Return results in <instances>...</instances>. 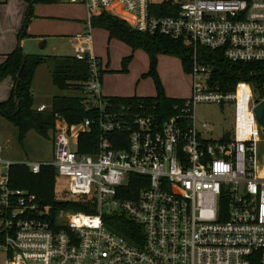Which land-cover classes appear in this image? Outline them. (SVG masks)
Instances as JSON below:
<instances>
[{"label": "built area", "instance_id": "obj_1", "mask_svg": "<svg viewBox=\"0 0 264 264\" xmlns=\"http://www.w3.org/2000/svg\"><path fill=\"white\" fill-rule=\"evenodd\" d=\"M64 1L87 14L86 31L69 42L73 57L87 61L81 96L86 109L99 113L100 136L93 153H80L78 136L95 122L69 126L56 119L52 161L21 164L33 174L53 167L55 177L66 180L56 200L81 196L94 213L41 206L34 195L13 188L8 168L14 162L1 156L0 144L4 264H264V160L256 150L264 136L253 115L264 88L262 96L247 82L220 91L212 67L198 58V49L205 48L220 51L230 63H264V0ZM101 15L189 49L191 93L176 114L160 119L143 105L112 109L107 103L104 71L90 48V20ZM199 103H234L232 138H202L199 129L209 128L196 121ZM242 103L246 125L239 129ZM104 216L126 217L130 223L123 231L130 238Z\"/></svg>", "mask_w": 264, "mask_h": 264}, {"label": "trees", "instance_id": "obj_2", "mask_svg": "<svg viewBox=\"0 0 264 264\" xmlns=\"http://www.w3.org/2000/svg\"><path fill=\"white\" fill-rule=\"evenodd\" d=\"M27 5V19L23 29L18 33L20 41L25 36V30L30 19L33 5L58 4L61 0H23ZM92 29H102L107 32L108 42L118 40L130 48L131 55L122 60L121 72L127 71V64L132 54L143 51L148 57V70L143 77L153 80L155 96L140 97H105L108 104L116 109L132 105H143L157 114L160 119H166L176 114L175 107H180L183 99L169 98L164 94L159 81L156 64L158 55H169L180 60L183 72L188 74L191 68L189 49L179 41L162 37L140 34L131 30L123 22L101 15L90 20ZM199 62L210 65L213 69L212 81L223 92L234 89L238 82H247L253 86L254 91L262 96L264 88V63H230L222 56L220 51H211L205 48L198 49ZM52 63L51 80L53 86L59 91H73L76 96H56L52 99L47 110L38 112L34 108L31 83L35 69L47 60ZM21 69V70H20ZM20 71V72H19ZM19 73V76L17 77ZM89 70L86 60H77L73 56H46L40 54H24L20 45L5 56L0 64V81L10 77L13 86L7 100L0 102V117L9 122L16 130L18 142L21 143L25 135L34 131L40 137L46 138L48 132L59 119L67 125L81 123L84 119L93 120L89 132H82L78 136L77 149L80 153L91 154L96 149L100 136L97 128L98 111L96 108L86 109L83 105L81 88L88 80ZM115 149L119 146L113 144ZM10 185L34 195L41 206H50L54 209H64L73 212L93 214L94 210L87 207L83 197H69L68 200L58 201L54 193L55 170L50 166H42L37 174L21 163H13L8 168ZM133 187V186H132ZM106 223H117L113 228L125 238L130 235L123 231L130 223L126 217L104 216ZM112 221V222H111ZM122 229H119V227Z\"/></svg>", "mask_w": 264, "mask_h": 264}, {"label": "rangeland", "instance_id": "obj_3", "mask_svg": "<svg viewBox=\"0 0 264 264\" xmlns=\"http://www.w3.org/2000/svg\"><path fill=\"white\" fill-rule=\"evenodd\" d=\"M26 19L27 5L23 0H0V54L9 50L12 52L18 44L24 54H34L41 43L35 42V38L42 36L45 43L39 51L40 55L72 56L73 50L67 37L87 28L85 9L79 5L66 3L64 0L52 5H33L25 36L19 41L18 33L23 29ZM92 40L93 54L100 61L104 71L102 76L104 96L122 98L155 96L153 80L143 77L148 70V57L143 51H135L127 64V71L121 72L122 60L131 55L130 48L118 40L113 39L108 42L107 32L102 29H92ZM51 70L52 63L49 59L35 69L31 83L34 106L43 103L50 107L52 99L56 96L78 95L73 91L57 90L52 84ZM156 72L167 97L183 100L190 97L191 77L183 72L178 58L158 55ZM8 93L6 84L0 83V102L8 99ZM239 112L243 120L239 119L238 126L239 129H243L247 115L244 103L239 105ZM236 113L234 103L197 104L194 109L196 121L198 124L205 123L209 128L207 133L199 129L202 132V138L212 141H219L226 137L232 138L237 120ZM0 144L4 149L1 156L14 163L52 161L51 131L46 138L30 131L19 143L15 128L0 117ZM256 150L264 153L263 141L258 143ZM65 189L66 180L55 177L54 193L57 199L62 197ZM4 261V253L0 251V264H4Z\"/></svg>", "mask_w": 264, "mask_h": 264}, {"label": "crops", "instance_id": "obj_4", "mask_svg": "<svg viewBox=\"0 0 264 264\" xmlns=\"http://www.w3.org/2000/svg\"><path fill=\"white\" fill-rule=\"evenodd\" d=\"M47 5H52V4H47ZM80 6V5H79ZM82 7V6H81ZM84 8V7H83ZM85 13H86V11H85ZM86 18H87V14H86ZM87 22H88V20H87ZM87 22H85V26H87ZM87 29V28H86ZM86 29L84 28V29H82L80 32H78V33H76V34H79V33H83V32H85L86 31ZM76 34H74V35H76ZM73 35H71V36H68L67 38H68V42H69V38L70 37H72ZM91 40H92V28H91ZM36 41H40L41 43H40V45H39V47H38V49L34 52V54H40L39 53V51H40V49L43 47V45H44V38L42 37V36H37L36 38H35V42ZM69 44L71 45V43L69 42ZM92 44H93V40L91 41V46H90V48H91V53L93 54V46H92ZM20 45V44H19ZM21 47V46H20ZM71 47H72V45H71ZM72 50H73V47H72ZM10 52V50L8 51V52H6V53H2V54H0V64L4 61V59H5V56L7 55V53H9ZM29 53H33V52H29ZM94 55V54H93ZM72 56H73V54H72ZM0 83H3V84H6V87H7V89H8V95L10 94V90H11V88H12V86H13V81H12V79L10 78V77H7V78H5L4 80H2V81H0ZM101 92H102V90H101ZM102 95H103V93H102ZM32 96H33V92H32ZM103 97H106V96H104L103 95ZM107 98V97H106ZM3 102V101H2ZM39 105H44V106H46L45 104H43V103H41V104H39ZM39 105H37V106H39ZM37 106H34V108H36ZM46 108H49V106H46ZM258 152V151H257ZM258 156H259V159L261 160V161H263L264 160V153H259L258 152ZM19 163H21V162H19Z\"/></svg>", "mask_w": 264, "mask_h": 264}, {"label": "water", "instance_id": "obj_5", "mask_svg": "<svg viewBox=\"0 0 264 264\" xmlns=\"http://www.w3.org/2000/svg\"><path fill=\"white\" fill-rule=\"evenodd\" d=\"M18 76H19V73H18L17 77ZM253 115H254V118L256 120V123H257V126L259 128L260 133L264 136V101L259 102L254 107Z\"/></svg>", "mask_w": 264, "mask_h": 264}]
</instances>
